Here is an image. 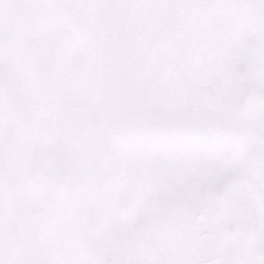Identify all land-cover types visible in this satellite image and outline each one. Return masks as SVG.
I'll return each mask as SVG.
<instances>
[{"label":"snow or ice","instance_id":"1","mask_svg":"<svg viewBox=\"0 0 264 264\" xmlns=\"http://www.w3.org/2000/svg\"><path fill=\"white\" fill-rule=\"evenodd\" d=\"M0 264H264V0H0Z\"/></svg>","mask_w":264,"mask_h":264}]
</instances>
